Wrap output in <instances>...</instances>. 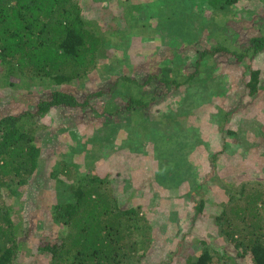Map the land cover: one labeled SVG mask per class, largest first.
<instances>
[{
    "label": "trees",
    "instance_id": "obj_1",
    "mask_svg": "<svg viewBox=\"0 0 264 264\" xmlns=\"http://www.w3.org/2000/svg\"><path fill=\"white\" fill-rule=\"evenodd\" d=\"M243 1L158 0L149 9V3L118 0L117 16L110 17L97 13L106 0H0V81L29 88L36 80L44 87L24 109L0 116V196L17 200H0V264H22V253L33 264H264V157L250 153V134L230 125L249 101L255 114L264 101L263 69L254 63L264 56V16L231 29L234 19L242 22ZM184 14L196 18V32ZM152 24L151 32L168 36L174 48L173 59L154 56L150 69L157 72L143 79L123 74L93 92L78 87L83 98L68 89L89 79L109 49ZM219 55L232 58L233 75L218 73ZM63 107L76 114L66 113L64 128L80 118L94 147L111 144L110 154L120 149L128 164L105 179L94 167L102 162L101 146L97 154L88 149L87 172L62 155L50 174L55 194L41 217L15 220L22 187L30 178L43 180L39 141L48 118ZM194 113L204 125L182 121ZM211 119L219 128L209 130ZM225 153L234 164L225 166ZM246 164L256 170L245 171ZM220 168L230 174L220 177ZM147 188L160 195L163 212L155 215ZM183 221L192 222L185 228ZM38 223L44 225L39 240L30 245L28 230Z\"/></svg>",
    "mask_w": 264,
    "mask_h": 264
},
{
    "label": "rangeland",
    "instance_id": "obj_2",
    "mask_svg": "<svg viewBox=\"0 0 264 264\" xmlns=\"http://www.w3.org/2000/svg\"><path fill=\"white\" fill-rule=\"evenodd\" d=\"M107 4H102V8L97 9L98 15L111 13L108 16L115 17L118 13V7L117 2L118 0H106ZM135 3H149V9H155L157 8V2L158 0H131ZM239 6L237 8L238 12L241 16V21L236 22V19H234L231 22V29H233V26H237L239 24L238 28L244 27V26H250L252 24L251 19L257 18L258 16H264V0H244L242 3L239 2ZM170 7V6H168ZM97 8V7H96ZM207 7H204V11ZM86 11L91 13L90 9H87ZM260 13L261 15H258ZM120 14V13H119ZM87 17H92L90 14L86 13ZM184 16L188 17V20L192 22V26L187 27L188 29L191 28V30L197 31V27L195 24L196 18H192L188 14H184ZM154 22V21H153ZM105 28L107 27L106 24ZM153 25V24H152ZM149 26V27H148ZM141 26L139 27L140 31H136L130 34V36L125 40V43L121 47H112L106 52V57L100 62V66L97 69V71H94L89 76V79L84 80L83 82H79L78 84H73L68 86V89L70 88L72 92H76L79 98H83V95L85 93H82L83 90L77 89L83 88V86L87 87L85 89H88L87 91L93 92L98 88L99 84L101 86H108L111 82L114 81V79H117L118 76L123 74H130L136 78L143 79L148 74H151L152 71H156V69H150V63L151 61H163L167 58L173 59L174 54V48L173 43L168 36H165L163 33H160L159 31H156V34L151 32V30L154 29L155 25L153 26ZM261 26H264V23L261 24ZM203 29L202 32H207L206 25H202ZM150 28V29H149ZM149 29L148 31H146ZM190 30V29H189ZM254 30L257 31V28L254 27ZM116 36H111V39H117ZM206 41L209 43V40L206 39ZM206 42V43H207ZM207 43V44H208ZM210 45V44H209ZM208 45V46H209ZM183 48V47H182ZM181 49V48H180ZM133 50L134 53H130V51ZM156 55V57H154ZM224 55L218 56V70L219 74L230 76L233 75V69L231 68V61L232 58L229 57H223ZM143 61L139 63L140 60ZM145 64H142L145 62ZM114 64L115 69L113 71H107L105 69L106 65L108 64ZM255 65L260 64L259 66L262 67L264 76V56H257L254 60ZM142 64V65H141ZM184 70L189 72L190 71V65L184 66ZM201 73H203L201 71ZM2 79V78H0ZM31 81V80H30ZM29 88H14V87H7L4 85L2 81H0V116L10 113L11 111L16 109H24L26 104L28 102H34L38 95L43 96V89L44 87H41L39 85V82L34 80L31 81L29 84ZM232 94V93H231ZM97 100V98H95ZM264 100V98H262ZM253 103L249 101L247 108L245 110V113L239 114V116L233 120V122H230V125L233 124L235 130L240 133H248L250 134L247 138L248 142L251 144L249 145L250 153L257 156V155H263L264 157V101L260 102L259 104H263L262 110L256 111V114L253 113L254 106H252ZM203 105V104H202ZM207 105H203V112L201 115H207L208 110H205L204 108ZM33 107V103L30 106ZM63 114L54 113L51 118H48V124L49 127L47 131L44 133L43 138L40 139L39 143L42 147V164H41V170H42V176L43 180H38L33 178H30L28 181V184L26 187H22L25 189L23 196L20 197V203H17V205H11L13 208V216L15 217V220H25L30 222L29 220H33V218H36L37 216L40 218L42 215V209L41 206L46 203L47 201H50L53 198V194H55V179L51 177V171L53 167L58 168L59 163L55 164L59 158H61L62 155H66L68 162H76L79 165L80 170L83 172H87L90 168V164L92 165L93 157L92 154L88 152L90 150H94L97 154V148L101 146L99 149V154L101 157V161L99 162L97 160V164L94 163V167L98 169V172H102L105 179H107L108 176L107 173L113 172L116 168H120L122 165V162L125 161L126 164H128V160L124 158L122 154V151L120 149H116L112 153V145L106 143L107 145L105 147L102 146V143H97V146L94 147L92 141L90 138L91 135V129L87 125H83L84 121H80V118H77L75 121L70 122V124H73V126L70 125L69 127H65V121H69V117H67L66 113L71 114L70 108H65ZM149 112L152 115H157L156 109H151ZM263 113V114H262ZM73 116V119L75 118L76 114H71ZM258 116H262L259 118ZM210 117V116H209ZM82 118H85L82 116ZM200 115L194 113L193 115H187L185 116L182 121L185 124H194L195 122L199 124H203L201 122ZM86 119V118H85ZM97 119V118H93ZM210 119V118H209ZM195 121V122H194ZM204 121V120H203ZM207 125H210L209 130L212 128H219L214 120L211 119V121H207ZM258 121V122H257ZM57 123H60L57 124ZM52 124V125H50ZM58 127L59 130H56L54 126ZM204 125V124H203ZM215 125V126H214ZM235 131V132H236ZM246 131V132H245ZM125 132V129H124ZM232 138V137H231ZM234 140L233 138L231 139ZM173 142L176 144L177 140H173ZM212 143V141H210ZM169 143V142H167ZM173 143V145H174ZM236 143V142H235ZM87 144V146H84ZM172 144V143H171ZM214 144V143H212ZM118 146V145H117ZM80 147V148H79ZM109 147H111L109 149ZM83 149H86L83 151ZM78 150V151H77ZM224 157V164L225 166L234 164L232 154L225 153L223 154ZM89 159V161H88ZM105 160V161H104ZM104 161V163H103ZM90 164H89V163ZM137 162V161H136ZM250 162V161H249ZM248 162V164H249ZM125 164V165H126ZM248 164L245 165V171L248 170L249 172L255 171V169H252ZM100 165V166H99ZM94 171V170H93ZM235 168L232 171V174H234ZM264 172V171H263ZM95 173V171L93 172ZM220 177H225L226 174H230L228 171H226L224 168H220L216 172ZM142 181H137V183H141ZM173 185V184H172ZM172 185H170L172 187ZM181 188H187L186 185H181ZM21 188V189H22ZM4 190V189H3ZM147 192L143 193L149 201L150 206H154L153 209H156L155 215L158 214L159 211L163 212V203L161 202V198L159 194L153 193V188H147ZM4 193L2 192V195L0 196V200H5L10 204V200H15V195H10V197L5 198ZM152 195H154L152 197ZM43 197V198H42ZM154 197H158L157 199H153ZM153 199V200H152ZM22 202V204H21ZM20 204V205H19ZM19 208H21L19 210ZM19 210V211H17ZM151 211L150 209H147V212ZM158 217V216H157ZM192 221H183L182 226L183 227H189ZM47 224V223H46ZM43 223H38L36 225H33L28 230V242H33V244L39 240L38 234L41 233L43 228ZM206 231L201 229V232L199 236L205 237ZM216 246L218 244V240H212ZM28 245V244H27ZM28 245V246H30ZM218 247V246H217ZM31 252L33 249H30ZM30 252V253H31ZM22 264H33V259L28 257L27 255H24L22 253Z\"/></svg>",
    "mask_w": 264,
    "mask_h": 264
}]
</instances>
